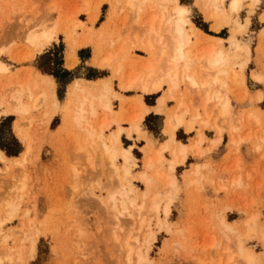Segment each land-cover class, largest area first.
<instances>
[{
	"label": "bare ground",
	"instance_id": "1",
	"mask_svg": "<svg viewBox=\"0 0 264 264\" xmlns=\"http://www.w3.org/2000/svg\"><path fill=\"white\" fill-rule=\"evenodd\" d=\"M244 1L195 0V5L204 13L206 19L214 21L212 28L215 31L221 30L225 24L230 23H233L237 30L250 23L251 13L262 0H249V15L241 21L238 14L243 9ZM119 4L121 9L131 11L132 15L134 13L135 20L139 25L134 24L135 32L122 40L126 46L117 47L121 37H110L108 36L110 33L106 35L109 25L105 24L106 26H103L102 30L94 32L93 37L89 35L90 38L87 34L79 36L74 31L64 27L63 29L61 23L54 22L55 20H51L52 18L46 17L47 20L53 21L52 24L50 23L51 25L47 24V20L41 17L43 20L37 18L35 26L34 20L33 25L29 22V25L33 27H28L26 31H24L25 29L24 32L22 31L23 34L21 33L24 43L27 44V48L25 47L27 53L24 52L23 57L22 54L19 56L17 53L12 58L17 62L21 60L33 61L55 40H58L60 34H64L67 42L66 66L73 68L79 61L78 49L92 44L95 51L93 63L96 66L111 69L120 81L121 90L140 92L135 113L133 110L132 116L129 114L130 117L127 116V118L122 115L124 110L120 115L115 114L113 99H119L124 104L126 98L123 100V95L113 88L109 79L98 82L77 79L71 84L68 96L62 102L57 94L55 76L41 71L37 68L38 66H31L29 70H24L22 77H19L18 74L12 75L10 66L0 57V121L5 116H17L18 119L14 125L15 132L25 145L23 151L15 156L7 155V152L0 148V170L2 163L5 164L6 174L7 170L12 167L16 169L26 165L32 151V134L31 127L25 125V120L28 119L31 112L43 105L48 107L46 114H49L50 119L60 110L69 114L71 119L68 123L72 129L73 127L77 129V132L74 133L75 129L72 132L74 133L73 144H76L78 151L87 153L88 161L92 167L95 166L94 157L101 156L104 162L106 160V164L108 163V166L112 167V172H114L112 176L116 175V179L119 180L120 188L110 191L103 202L109 209L113 220L109 238L112 236L115 240L121 263L152 264L154 258L151 255V249L158 239V233L162 230L168 232L172 230L169 222L172 204L181 190L176 175L178 167L186 164L190 156L208 154L222 143L226 134L229 135V142L234 150H238L245 139L249 140L253 137H255L252 139L253 142H257L256 148L260 149L264 142V130L259 135H256L253 130H249L245 136L241 137L239 132L243 122H236L234 104L230 95L235 90L230 84V79L235 83L238 80L241 81L244 89L247 87L246 78L237 73L236 66H240L245 71L249 64L251 48L248 42L232 35L228 38L230 49H227L223 44L225 41L223 37L210 34L193 22L190 17L191 6L181 0H116L111 5L112 13L116 10V6L119 7ZM98 16L99 13H94L90 18L91 22L94 23ZM261 20H264V11ZM109 21L110 18L108 23ZM85 23L86 21L76 19L74 26L85 27ZM125 25L126 22L122 24V27L126 28ZM129 31L131 32L130 29ZM127 45L130 47L126 48ZM132 47L141 49L147 54V58L136 56V62L134 65L132 64L133 66L130 65L128 71L124 66L125 63L123 64L121 60L126 57H123V54L125 55ZM1 51L0 49V54ZM252 73L256 82H264L263 71L257 69ZM88 83H99V85ZM183 85L187 86L186 90L183 89ZM162 90L164 93L162 92L163 94L158 100L156 111L168 113H166L168 116L164 128L168 138L158 145L157 139L153 138L154 135L151 136L152 134L150 135L142 129V137L146 140V146L144 147L145 169L140 174V178L145 181L148 189L139 195L133 182L135 178L133 166L136 165L137 159L133 154L134 144L125 145L122 137L126 132L129 138L132 136V132H141L142 122L150 111L149 106L143 100V94L159 93ZM246 90L245 92L248 91ZM246 94L248 95V93ZM263 98L264 91L259 89L256 99L262 101ZM169 100L175 101L174 110H167ZM189 115L191 118L188 117ZM245 116L244 120L248 125L260 124L262 121L259 112L254 109ZM122 120H127L130 126L127 128L121 125ZM114 124H117L118 127L107 134ZM198 126L200 127L197 128ZM183 128L189 133L194 132V129L197 128L198 132L190 142H183L177 137V132ZM204 129L214 130L216 136L208 139ZM207 140L211 144L204 148L203 144ZM167 152L172 156L170 159L166 156ZM119 160L123 161L122 165L118 164ZM194 165L186 177L187 186L197 187L204 185L207 180L211 183L221 180L216 179L219 170L210 162H196ZM232 165L236 166V162L235 165L234 163ZM206 169L208 170L207 175ZM9 178L8 187L11 189L9 194L13 192V196L16 197V193L21 192L20 196H22L21 194L28 185V174L25 172L20 175L11 174ZM231 178L232 186L243 185L241 174L236 175L235 172V176ZM13 196L6 197L7 201L4 198L2 202L5 200V205H1L5 211L1 212L5 215L8 214V217L15 216L19 210L17 199L21 197L18 196L16 199ZM164 202L165 204L162 205ZM147 213L150 215L148 216ZM70 215H67V218H72ZM153 217H156L155 227H153ZM259 219V212H251L244 219L241 227H236L221 213H213L210 221L215 228L220 230L222 236L218 239L210 235L212 237L206 240L203 245L204 256H196L199 264H223L224 257L221 250L227 254L226 261L229 263L264 264L262 254L246 245L247 241L255 238L264 244V226L260 224ZM30 220L31 224L28 225L27 222L29 230H23L22 236L15 238L13 243L9 242L13 233H5L0 238V243L4 246L0 252H6V255L12 260L13 258L23 260L28 241H30L31 251L35 253L38 250L37 236L40 231L35 227L32 219ZM0 221L4 224V219H0ZM1 223L0 232L2 231ZM77 227L80 228V226ZM34 233L36 237L33 236ZM81 248L86 251L83 247ZM215 249L216 254H213ZM79 251L82 252V250ZM84 251L78 253L86 254L83 256L86 259L89 249H87V253ZM0 260H2L1 257Z\"/></svg>",
	"mask_w": 264,
	"mask_h": 264
},
{
	"label": "rangeland",
	"instance_id": "2",
	"mask_svg": "<svg viewBox=\"0 0 264 264\" xmlns=\"http://www.w3.org/2000/svg\"><path fill=\"white\" fill-rule=\"evenodd\" d=\"M115 1L0 0V49L2 50L0 57L10 66V74L12 75L18 74L19 77H22L24 70H29L31 66H38L37 68L41 71L55 76L57 94L62 102L68 96L70 86L76 79L99 81L109 79L113 88L122 93L123 100L127 99H125L124 104L119 99H113L115 114L120 115L124 110L122 115L125 118L130 117L132 111L134 110L135 113V109L138 107L139 92L134 90L122 91L119 86L120 81L111 69L100 68L93 63L94 45L89 44L78 50L79 61L76 67L72 69L66 67L67 42L64 34H60L59 39L55 40L33 61L21 60L17 62L12 58L17 53V55L22 54V57L27 53V44L24 43L21 33L23 34L26 28L33 27L31 25L34 24L35 26L38 21L37 18L41 17L45 18L44 20L52 18L51 20L54 19V22L59 21L62 28L74 31L79 36L87 34L93 37L94 32L97 33L102 30L103 26L109 25L106 35L110 33L108 35L110 37H121L117 47L124 45L122 40L135 32L136 27L134 24L139 25L135 20L134 13L132 15L131 11L121 9L120 4L119 7L116 6V10L112 13L111 5ZM181 1L191 6L190 17L193 22L204 31L223 37L225 39L223 44L227 49H230L228 38L232 35L250 44V62L245 71L240 66H236L237 73L240 76L244 75L246 78L248 91L246 88L244 89L241 81L238 80L235 83L234 80L230 79V84L233 86V90L235 89L230 95L234 104L236 122H243L239 132L241 137L245 136L249 130H253L256 135H259L264 130V98L262 101H258L256 97L259 89L264 91V82H256L253 79L252 72L258 69L264 73V20H261L264 11V0L251 13L250 23L246 27L236 30L235 25L230 23L225 24L219 31L212 28L214 21L206 19L204 13L195 5V0ZM248 3L249 0L244 1L243 9L238 14L241 21L249 15ZM94 13H99V16L92 23L90 18ZM109 18L111 22L108 23ZM76 19L86 21L85 27H75ZM51 20H47V24L53 23ZM29 22L31 25H29ZM124 22H126V28H124L128 31L130 29L131 32L127 31V33L122 27ZM26 23L28 24L26 25ZM89 25L92 26V29ZM89 37L91 38V36ZM128 46L126 48L130 47ZM136 56L147 58V54L139 48L132 47L125 55L123 54L125 58L121 61L123 64L125 63L126 70L129 71V67L134 65ZM64 70L68 71L69 74ZM55 74H58L59 77L56 78ZM99 83L88 84L96 86ZM186 88L187 86L183 85V89L186 90ZM162 92L164 93L162 90L159 93L144 95V101L151 107V111L141 125V132H132L130 138L126 132L122 137L125 145L134 144L133 154L137 159L136 165L133 166V173L135 174L133 182L139 195H142L148 189L145 181L140 178V174L145 169L144 147L146 146V140L142 137V129L147 131L148 134H152L151 136L154 135L153 138L157 139L158 145L168 138V135L164 132L168 113H158L156 107H154L157 106L158 100L163 94ZM175 105V101L169 100L167 110H174ZM47 109V106L42 105V107L31 112L28 119L25 120V125L31 127L30 132L32 134V151L26 165L16 169L12 167L7 170L6 174L5 164L2 163V169L0 170V217L5 216L0 218L4 219V224L0 221L2 224L0 238L5 233H13L12 237L9 238V242L13 243L15 238L22 236L23 230H29L28 225L31 224L30 219H32L35 227L40 231L37 236L38 250L35 253L31 251L30 241H28L23 260L14 258L12 260L6 255V252H0L2 253L0 254L2 258L0 264H120V253L115 246V240L112 236L109 238L113 220L109 209L103 202L110 191L120 188L119 180L116 179L115 174V177L112 176L114 173L112 167L108 166L109 164H106V160L104 162L101 156L96 155L94 157L95 166L92 167L88 161L87 153L78 151L76 144H73L74 133L77 132V129L74 127L72 129L68 123L71 119L69 114L60 110L50 119L49 114H46ZM252 109L257 110L262 117L260 124H246L245 115H248V112ZM129 114L131 115L129 116ZM188 117L191 118L190 115ZM17 119V116H5L0 121V148L7 152L9 156L18 155L25 148L15 132L14 125ZM120 124L127 128L130 126L127 120H122ZM117 127V124H114L107 131V134ZM197 128L191 133L186 132L185 128L180 129L177 132V137L183 142H190L198 132ZM204 130L208 135V139L216 136L214 130ZM252 139H245L239 149L234 150L230 145L229 135L226 134L222 143L219 144L220 146H217L218 148L215 147V150L212 149L204 156H190L191 158L189 157L186 164L178 167L176 175L181 190L172 204V213L169 219L172 230L170 232L162 230L158 233V239L151 249V255L154 258L152 264H199L196 256H204L203 245L206 240H209L212 236L218 239L222 236L220 230L215 228L210 221L213 213H221L234 226L241 227L242 222L249 213L259 212L260 224L264 226V142H262V147L257 149V142H253ZM210 144L207 140L203 147H209ZM166 154L169 159L172 157L169 152ZM122 162V160H119L118 164L122 165ZM196 162H210L219 170L216 179L221 180L216 183L207 180L204 185L197 187L187 186L186 177L194 168ZM235 162L236 166H233L232 164L235 165ZM167 166L168 160L166 161V168ZM234 167H237L236 170H234ZM19 172L20 174L24 172L28 174V185L21 194L22 196H20L21 192L16 193L17 198L18 196L21 197L17 199L15 195L13 196V192H10L11 195L9 194L11 189L8 185L11 174L20 175ZM205 172L207 175L208 170L206 169ZM235 172L236 175L241 174L243 185H231V177L235 176ZM9 196L15 197L19 203L17 214L10 217H8V214L6 216L5 213L1 212L4 211V207L1 208V205H5V200L7 201ZM4 198L6 199L2 202ZM164 204L165 202L162 205ZM5 210L7 211V209ZM67 215L72 216V218H67ZM124 218L127 219V217ZM155 218L153 217V227L156 223ZM34 234L33 236L36 237V234ZM246 245L262 254L264 262L263 242L255 238L247 241ZM3 247L0 243V249ZM87 249H89V253H87ZM83 251L88 254V257H85L86 259L83 257L86 254H79ZM213 254H216V249ZM221 254L224 257L223 264H235L226 261L227 254L223 253L222 250ZM238 264L244 263L240 262Z\"/></svg>",
	"mask_w": 264,
	"mask_h": 264
},
{
	"label": "crops",
	"instance_id": "3",
	"mask_svg": "<svg viewBox=\"0 0 264 264\" xmlns=\"http://www.w3.org/2000/svg\"><path fill=\"white\" fill-rule=\"evenodd\" d=\"M261 14V13H260ZM84 47H86V46H84ZM84 47H80V48H84ZM79 48V49H80ZM78 49V50H79ZM77 55H78V51H77ZM67 67V66H66ZM76 67V66H75ZM99 67V66H98ZM68 69H72V68H70V67H67ZM74 68V67H73ZM100 68H102V67H100ZM77 80V79H76ZM79 80H83V81H92V82H98L99 80H90V79H87V80H84V79H79ZM102 80H104V79H102ZM101 81V80H100ZM122 91H130V90H122ZM135 91V90H134ZM139 92V91H138ZM122 94V93H121ZM139 94H140V92H139ZM139 94H138V96H139ZM144 95L145 94H143V100H144ZM146 95H150V94H146ZM138 103H139V97L137 98V105H138ZM158 105V104H157ZM154 107H157V106H154ZM150 108V111H151V107H149ZM150 111H149V113H150ZM10 116H13V115H10ZM143 123V122H142ZM184 129V128H183ZM137 134V133H136Z\"/></svg>",
	"mask_w": 264,
	"mask_h": 264
},
{
	"label": "trees",
	"instance_id": "4",
	"mask_svg": "<svg viewBox=\"0 0 264 264\" xmlns=\"http://www.w3.org/2000/svg\"><path fill=\"white\" fill-rule=\"evenodd\" d=\"M64 72H66V73H68V74H69V72H68V71H66V70H64ZM58 74H59V73H58ZM58 74H57V75L55 74V75H56V77H59V75H58ZM9 153H10V154H12L11 152H9Z\"/></svg>",
	"mask_w": 264,
	"mask_h": 264
}]
</instances>
